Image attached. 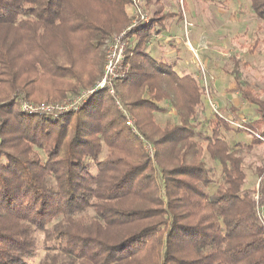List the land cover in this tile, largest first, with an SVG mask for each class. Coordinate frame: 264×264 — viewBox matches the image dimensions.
<instances>
[{
  "label": "trees",
  "instance_id": "1",
  "mask_svg": "<svg viewBox=\"0 0 264 264\" xmlns=\"http://www.w3.org/2000/svg\"><path fill=\"white\" fill-rule=\"evenodd\" d=\"M130 2L0 0V264H30L36 233L38 264H264V180L256 202L239 156L264 143V100L236 86L256 118L232 127L214 113L203 136L199 81L144 51L154 17L127 33L113 96L97 89L56 115L21 109L94 88ZM250 4L264 21V0ZM169 110L174 123L160 126ZM220 127L251 143L230 144ZM204 153L220 165L213 194Z\"/></svg>",
  "mask_w": 264,
  "mask_h": 264
},
{
  "label": "rangeland",
  "instance_id": "2",
  "mask_svg": "<svg viewBox=\"0 0 264 264\" xmlns=\"http://www.w3.org/2000/svg\"><path fill=\"white\" fill-rule=\"evenodd\" d=\"M136 3L149 19L156 15L155 9L158 14L165 10L166 18L150 29L144 51L155 60L172 65L178 74L192 75L203 88V112L198 117L202 126L197 131L203 136L208 134L204 126L214 113L232 127L256 118L254 106L247 103L236 88L240 86L253 97L264 100V21L255 16L250 0H138ZM126 10L132 18V5ZM107 42L108 38L101 47L104 56ZM185 42L191 44V49ZM156 120L160 126L174 123V112L169 110ZM220 130L230 144L251 143L250 132L236 133L222 127ZM199 141L204 146L202 140ZM239 156L246 175L243 188L253 191L252 197L257 202L255 198L264 180V143L250 149L243 146ZM203 160L212 179L204 190L213 194L222 183L220 165L206 153ZM258 197L260 199L261 195ZM91 214L89 211L82 216L88 218ZM36 238L37 256L30 264H38L45 254L42 234L36 233Z\"/></svg>",
  "mask_w": 264,
  "mask_h": 264
},
{
  "label": "built area",
  "instance_id": "3",
  "mask_svg": "<svg viewBox=\"0 0 264 264\" xmlns=\"http://www.w3.org/2000/svg\"><path fill=\"white\" fill-rule=\"evenodd\" d=\"M130 5L134 8L133 14H132V21L131 24L125 28L118 36H114L112 39L108 40L106 43L107 49H106V55H105V64L103 69V75L101 79L97 82L96 86L86 92H83L82 95L79 97L78 100L74 102V104H44L41 105H28L23 104L21 106V109L24 112H28L31 114L44 112L52 115L61 114L65 111H69L72 109H76L81 103H83L90 94H92L97 89H106L107 92L113 96L114 95V89L113 85L114 82L122 77L124 66H123V60L125 57V49L127 46V32L132 29L138 22L145 23L149 20V17L142 12L141 8L138 6V3L136 1L138 0H130ZM186 45H188V42H185ZM189 46V45H188ZM105 47V46H104ZM117 105H119V102H116ZM126 126H132V121L128 120L126 122ZM239 126V125H238ZM259 195H256L257 202L259 201ZM264 206H259L258 209V218L260 222L262 223L264 227V213L262 212V209Z\"/></svg>",
  "mask_w": 264,
  "mask_h": 264
},
{
  "label": "crops",
  "instance_id": "4",
  "mask_svg": "<svg viewBox=\"0 0 264 264\" xmlns=\"http://www.w3.org/2000/svg\"><path fill=\"white\" fill-rule=\"evenodd\" d=\"M158 9H155V11L153 13H155L156 15L154 16V20L157 21V22H160L163 18H166L163 14L165 13V10L163 12H160L158 14L159 11H157ZM128 12V11H127ZM129 13V12H128ZM172 14H174L172 12ZM171 16V15H170ZM156 22V23H157ZM159 24V23H158ZM186 45V44H185ZM189 45V46H188ZM188 45H186L187 47H189L191 49V44L188 42Z\"/></svg>",
  "mask_w": 264,
  "mask_h": 264
}]
</instances>
